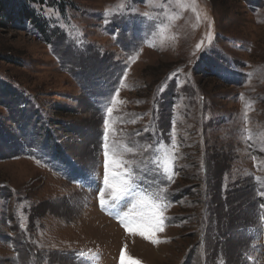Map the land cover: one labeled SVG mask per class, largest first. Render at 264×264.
<instances>
[{
	"label": "rangeland",
	"instance_id": "rangeland-1",
	"mask_svg": "<svg viewBox=\"0 0 264 264\" xmlns=\"http://www.w3.org/2000/svg\"><path fill=\"white\" fill-rule=\"evenodd\" d=\"M69 3L35 7L51 38L0 17V264H264V0ZM104 120L151 239L104 187Z\"/></svg>",
	"mask_w": 264,
	"mask_h": 264
},
{
	"label": "snow or ice",
	"instance_id": "snow-or-ice-1",
	"mask_svg": "<svg viewBox=\"0 0 264 264\" xmlns=\"http://www.w3.org/2000/svg\"><path fill=\"white\" fill-rule=\"evenodd\" d=\"M209 41H211V35H209ZM200 48V45H197ZM112 109L108 108L107 113L111 114ZM105 132L103 134V155H104V187L108 190V194L111 196V200L114 204H119L122 200L130 198L132 208L129 212L125 213L123 217H120V223L129 232L138 231L140 235L146 239H151L156 232L163 231L164 218L162 216V207L155 203L149 202L145 197L136 192V177L133 169L129 166L125 170H120L125 164H130L123 159H117V157H123L125 152H132L133 149L128 147L124 149V152L119 151L116 145L111 148L107 143V127L108 121L104 120ZM175 145V139L172 140ZM112 153L110 156L109 153ZM171 156L170 153H165L162 159L161 167L164 169V173L167 175V182H171L172 176L168 175ZM105 192H100V205L101 208H105L106 201L104 199ZM153 243H157L155 239H152ZM120 262L124 264L125 255L122 252L120 255ZM130 264H138L136 261H130Z\"/></svg>",
	"mask_w": 264,
	"mask_h": 264
},
{
	"label": "trees",
	"instance_id": "trees-1",
	"mask_svg": "<svg viewBox=\"0 0 264 264\" xmlns=\"http://www.w3.org/2000/svg\"><path fill=\"white\" fill-rule=\"evenodd\" d=\"M48 5H50L51 8H56L57 10L60 9L62 11L67 10L68 7L71 6L69 0H0V17H2L4 21L15 20L23 25L29 24L33 26L37 31H39L42 35L51 38L52 34L50 33V29L58 28V27H52L50 24L46 23L45 21H41L35 12L36 6L46 7ZM58 34L59 33H57V35ZM48 42L50 43L51 41L49 40ZM1 87L3 88V90L12 93L8 85H3L0 83V88ZM11 96L13 97L14 95ZM16 96L19 97L18 94ZM158 126L162 131L165 130L166 124L164 122V118H162L161 120L160 117V122L158 123ZM44 136L45 139L47 138L46 143L48 145L45 147H47L49 152L53 153V151H51L52 149H54L56 153L62 152L61 148L59 147V144L56 142V140H58V137L55 133L51 134V131H48ZM48 140L50 142H48ZM211 191L213 194H212L211 203L209 198V206H211V211H212V209L217 210L219 208L220 204L214 202L213 199L216 198L217 195L220 196L219 195L220 188L214 186L212 187ZM165 203L167 205L165 206V208H168V202L165 201ZM212 250H214V248ZM31 262L33 261H29V264H31Z\"/></svg>",
	"mask_w": 264,
	"mask_h": 264
}]
</instances>
